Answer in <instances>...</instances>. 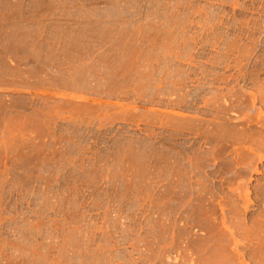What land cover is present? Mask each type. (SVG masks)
<instances>
[{
	"label": "rangeland",
	"instance_id": "obj_1",
	"mask_svg": "<svg viewBox=\"0 0 264 264\" xmlns=\"http://www.w3.org/2000/svg\"><path fill=\"white\" fill-rule=\"evenodd\" d=\"M0 264H264V0H0Z\"/></svg>",
	"mask_w": 264,
	"mask_h": 264
}]
</instances>
